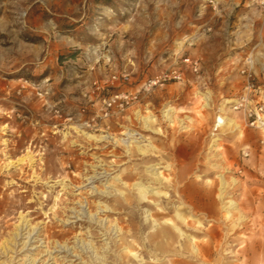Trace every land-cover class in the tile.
I'll return each instance as SVG.
<instances>
[{"label": "rangeland", "instance_id": "obj_1", "mask_svg": "<svg viewBox=\"0 0 264 264\" xmlns=\"http://www.w3.org/2000/svg\"><path fill=\"white\" fill-rule=\"evenodd\" d=\"M185 55L198 60V73L181 65ZM176 64L183 81L144 89ZM242 69L264 89V0H0V250L23 217V232L35 233L27 250L22 237L0 264H23L25 254L36 264H119L123 235L152 264L155 247L145 249L135 228L147 236L146 213L176 222L175 211L202 222L183 229L196 236L204 264H264V132L227 120ZM115 94L127 98L106 109ZM217 116L227 121L213 131ZM246 140L252 146L240 148ZM147 142L156 148L142 154ZM27 151L32 164L6 165ZM155 162L167 178L160 183L145 169ZM219 173L243 219L224 216ZM137 180L158 191L149 202ZM59 242L67 249L54 248ZM186 244L177 239L156 255L187 263Z\"/></svg>", "mask_w": 264, "mask_h": 264}, {"label": "bare ground", "instance_id": "obj_2", "mask_svg": "<svg viewBox=\"0 0 264 264\" xmlns=\"http://www.w3.org/2000/svg\"><path fill=\"white\" fill-rule=\"evenodd\" d=\"M204 99H207L206 93H204ZM205 105H207V101L205 102ZM172 111V107H167L165 109V111L163 112L164 116L166 118H168L170 121H172V116H171V112ZM148 118H153V115H148L146 117H142L143 121L145 122V126L148 127L147 125V120ZM226 117H220L217 116V120L220 121V123L218 124V126L222 127L224 126V124H226V121L228 120V122L230 124H235V126H237L236 122L233 119H229L227 118V120L225 119ZM216 120V119H215ZM127 134V133H126ZM214 134H216L214 132ZM89 137H93V136H89ZM105 137V136H104ZM219 138V137H218ZM217 137L213 140L214 143L211 144L210 149L211 150H217L216 147H212L213 145H216V140L218 139ZM123 140V139H122ZM120 141V140H119ZM145 148H141L140 146L138 147L140 152L142 154L148 152L149 148L155 149L156 147L152 144H150V142H147L145 144ZM215 153V152H214ZM30 162V164L33 163V158L32 155L30 153V151H27L23 156L18 157L15 161H9L6 165H15V164H21L23 162ZM160 164V162H155L152 163L148 166H146V172L149 173L150 175H152L154 177L153 180L157 181V182H162V180H166L167 178L164 177V175L162 174V171H160V166H158ZM138 173V172H137ZM137 173H131V176H135ZM139 174V173H138ZM198 176H202V175H198ZM219 177V181H220V185L218 187V198L220 200L221 203V210L224 212V216L225 217H231L232 215V211H237V213H239V218L243 219L244 216L243 214L239 211L237 202L234 199L228 198L226 199V189L227 186L229 184V182L224 178V174L223 173H219L217 175ZM141 177V175H140ZM150 179V178H149ZM117 181H121L122 183L126 182L122 180L121 177H117L116 178ZM150 182L148 184H146L143 181H134L132 183V186L135 187L138 190V194L140 199H142V202H149V195L150 194H156L158 193V191L156 190L155 187H153L152 185H150ZM232 182L235 183V179H232ZM124 185V184H123ZM108 187V186H107ZM106 187V188H107ZM103 191V190H101ZM108 193L107 191H103V193ZM151 204H154L153 202H150ZM108 206H103L100 208H106ZM99 208V209H100ZM106 210V209H103ZM157 210H161L163 211L162 207H158ZM79 211V210H78ZM148 212V211H147ZM83 213V212H82ZM144 213H146L144 211ZM81 215V213H77L76 212V216ZM155 215H158L157 211L155 212ZM75 216V217H76ZM176 222H172L171 220H169L166 217H163V219L160 221L159 219H157L156 217H154V213L149 212L146 213L145 216V222L146 223H151V225H153V229L150 230V233H148L147 236H142V228L139 225L138 227L135 228V232L134 234L137 235L139 237V235L141 236V240H143V247H145V249H148L147 246H154L155 247V251H151L150 249H148V251L153 254V257L150 258L149 260L152 261V264H164L165 263V258L161 257V256H157L156 255V251L157 252H162L165 253L166 251H168L170 248L172 247H176L175 242L177 241V239L181 242H187V248L191 249L190 254L184 256V259H189V262L185 263V261H183L181 264H204V260L201 258V254L203 253V249H200L197 245V238L196 236L189 234L186 230L183 229V227L185 228H193L196 230H200L203 227V224L200 220L194 219V220H189V218L187 216H185L184 214L180 213L179 211H175L173 214ZM91 219H93L92 216H89ZM162 218V217H161ZM90 219V220H91ZM97 219V218H96ZM22 223L20 224V226H18L16 228V232L13 233L14 236L10 239L4 242V244L2 245V248L0 250V255L6 257L10 252L14 251V246L19 244V240L23 237V241L20 243L21 248L24 249H28L27 246L30 245L32 242L35 241V233L33 232L34 227L31 229H28L26 232H23L27 229V219H24V217L22 218ZM100 220V219H99ZM98 220V221H99ZM96 221V220H95ZM148 221V222H147ZM100 223V222H99ZM145 223V224H146ZM112 228V227H111ZM115 230L118 231L120 230V227H116L115 226ZM115 230L113 229V231L115 232ZM105 234V233H104ZM126 238L127 236L123 235L121 236L117 241H115V246L119 247L122 245V250H121V254H120V260H119V264H122L123 262H127L128 264L130 263V261L135 260L137 261L138 264H145V262L147 261L138 251L132 250L131 246H126L123 245L126 243ZM55 244V243H54ZM67 243H61L59 242L57 245H54L55 247L60 248V250H66L67 249ZM206 254L211 253L212 250L210 248L209 245H206ZM47 253L45 255L49 256L51 255V251H50V247L46 246V250ZM59 251V250H56ZM219 251V250H218ZM220 253V252H217ZM28 255L25 254V258H22V262L23 264H36L37 261V257H31L30 255L27 257ZM221 257V256H220ZM54 258V257H52ZM99 257H96V259ZM10 260V259H9ZM9 260H3L2 264H11ZM29 260V262H27ZM223 259H218L219 264H223ZM40 261V259L38 260ZM37 261V262H38ZM42 262L44 260H41ZM132 264V263H131Z\"/></svg>", "mask_w": 264, "mask_h": 264}, {"label": "built area", "instance_id": "obj_3", "mask_svg": "<svg viewBox=\"0 0 264 264\" xmlns=\"http://www.w3.org/2000/svg\"><path fill=\"white\" fill-rule=\"evenodd\" d=\"M181 65L187 67L191 72L198 73L200 65L197 59H193L188 55H185L181 58ZM241 73L245 77V85L243 87L242 92L234 99L232 102L231 108L233 111L240 112L243 118L244 127H250L253 129H257L261 132H264V100H262V95H264V89H261L254 82V75L250 69H242ZM119 77L116 75L111 76V82H115ZM123 80H127L128 77L126 75H122ZM184 80V72L182 70V66L176 64L165 69L160 70L158 73L153 75L151 78L147 79L144 82V89L149 91L151 88L156 86H162L169 82H180ZM96 89H99L100 86L97 85ZM41 95V93H38ZM122 98H127L121 94H115L111 98L104 99L106 109L113 106L116 102L118 105L122 106L123 101ZM109 112L104 111V116H107ZM224 117V116H223ZM219 120H214L212 128L213 131H217L220 126ZM261 143H264V137L260 139ZM243 155L248 156V151H243Z\"/></svg>", "mask_w": 264, "mask_h": 264}, {"label": "crops", "instance_id": "obj_4", "mask_svg": "<svg viewBox=\"0 0 264 264\" xmlns=\"http://www.w3.org/2000/svg\"><path fill=\"white\" fill-rule=\"evenodd\" d=\"M262 97V100H264V95H262L261 96ZM233 111V110H232ZM234 112V115L231 117V118H229L230 120L231 119H233L234 121L236 120V121H238L239 122V124L236 122V124H237V126H235V124H233L232 126H233V128L234 129H238L239 128V126H242V127H244V125H243V118H242V115H241V113L240 112H236V111H233ZM245 144H243L240 148H242V149H245V148H247V147H251L252 146V143L248 140H246L245 142H244ZM261 148H262V150H264V146H261Z\"/></svg>", "mask_w": 264, "mask_h": 264}]
</instances>
